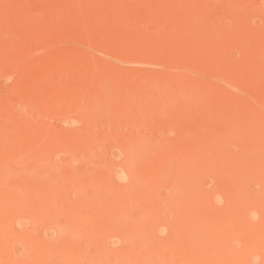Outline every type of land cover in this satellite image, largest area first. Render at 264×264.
Returning a JSON list of instances; mask_svg holds the SVG:
<instances>
[{
    "label": "rangeland",
    "instance_id": "obj_1",
    "mask_svg": "<svg viewBox=\"0 0 264 264\" xmlns=\"http://www.w3.org/2000/svg\"><path fill=\"white\" fill-rule=\"evenodd\" d=\"M0 229V264H264V0H0Z\"/></svg>",
    "mask_w": 264,
    "mask_h": 264
},
{
    "label": "bare ground",
    "instance_id": "obj_2",
    "mask_svg": "<svg viewBox=\"0 0 264 264\" xmlns=\"http://www.w3.org/2000/svg\"><path fill=\"white\" fill-rule=\"evenodd\" d=\"M178 1V0H177ZM180 3V2H179ZM175 4V3H174ZM156 6V5H155ZM158 7H160V5L158 6ZM164 8H165V6H164ZM185 9V8H184ZM161 10V9H160ZM188 10V9H187ZM185 14V13H184ZM159 15H160V13H159ZM176 16V15H175ZM163 17V16H162ZM176 17H178V16H176ZM182 17V16H181ZM171 18V17H170ZM160 19V18H159ZM165 21V20H164ZM185 21V20H184ZM237 22V21H236ZM220 25V24H219ZM178 29H180V28H178ZM175 30V29H174ZM181 31V30H180ZM183 33V32H182ZM202 37V36H201ZM203 37H205L204 35H203ZM214 37V36H213ZM214 41V40H213ZM217 71V70H216ZM221 74V73H220ZM197 85V84H196ZM153 89H155V87H153ZM190 89V88H189ZM185 91V90H184ZM190 92V91H189ZM151 94V93H150ZM155 94V93H154ZM181 94V93H180ZM191 94V93H190ZM184 95H185V93H184ZM163 96V95H162ZM154 97H156V96H154ZM187 98H189V96L187 97ZM189 100V99H188ZM132 101V100H131ZM160 101V100H159ZM158 102V101H157ZM190 104H192V103H190ZM188 105V104H187ZM94 109V108H93ZM140 109V108H139ZM108 110V109H107ZM94 115H95V112H94ZM86 122V121H85ZM84 122V123H85ZM143 122V121H142ZM87 126V125H86ZM85 126V127H86ZM87 128V127H86ZM133 136V135H132ZM131 140H132V137H131ZM135 142V141H134ZM136 142H137V140H136ZM130 144V143H129ZM131 146V145H130ZM129 147V146H128ZM136 147V146H135ZM152 147V146H151ZM129 149V148H128ZM140 150V149H139ZM140 154V153H139ZM142 155V154H141ZM127 160V159H126ZM134 160V159H133ZM137 160V159H136ZM139 163V162H138ZM198 169V168H197ZM193 174H195L194 173V171H193ZM190 175V174H189ZM191 177V176H190ZM193 177V176H192ZM188 178V177H187ZM184 179V178H183ZM192 179V178H191ZM188 180V179H187ZM177 181V180H176ZM183 182H184V180H182ZM193 181V180H192ZM189 182V180L187 181V183ZM194 183V182H193ZM191 185V184H190ZM190 185H189V188H190ZM187 188V187H186ZM192 188V187H191ZM175 189V188H174ZM177 189V188H176ZM186 190H188V189H186ZM191 190V189H190ZM192 191V190H191ZM193 192V191H192ZM196 192V191H195ZM183 193V192H182ZM194 193V192H193ZM179 194V193H178ZM177 193H176V195H178ZM188 193H186V195H187ZM198 194V193H197ZM175 195V196H176ZM183 195V197H184V194H182ZM188 195H191V194H188ZM196 195V194H195ZM173 196H174V194H173ZM173 196H172V198H173ZM174 196V197H175ZM181 197V196H180ZM195 197V196H194ZM176 200H179L180 198H178L177 196H176ZM188 198V197H187ZM186 198V199H187ZM181 200V199H180ZM173 202H175L176 203V205L175 206H177L178 208L181 206V203H179V202H181V201H173ZM184 202H186L185 200H184ZM183 202V203H184ZM189 203H190V201H189ZM171 204V203H170ZM172 204H174V203H172ZM177 204H179L180 206H178ZM174 205H173V207L174 208H176ZM186 206V205H185ZM192 206V205H191ZM196 206V205H195ZM189 207V206H188ZM168 208V207H167ZM173 208V210H172V213H176V211H178V210H176L175 211V209ZM186 209H188V208H186ZM169 210V209H168ZM184 210V209H183ZM170 211V210H169ZM195 211V210H194ZM182 214V213H181ZM197 214V213H196ZM177 215H179V213H177ZM185 215V214H184ZM188 215V214H187ZM198 215V214H197ZM196 215V216H197ZM189 216V215H188ZM193 216H195L194 215V213H193ZM193 216H191V217H193ZM195 216V217H196ZM179 218V217H178ZM180 218H182V217H180ZM186 218H189V217H186ZM123 219V218H122ZM193 219H195V218H193ZM197 219V218H196ZM182 222V221H181ZM122 223H123V221H122ZM175 223H177V222H175ZM195 223V222H194ZM181 224V223H180ZM179 224V225H180ZM178 225V226H179ZM186 225V224H185ZM190 225V224H189ZM181 226V225H180ZM191 226V225H190ZM181 229V228H180ZM190 229H192V227L190 228ZM187 231V230H186ZM191 231V230H190ZM190 231H189V233H190ZM61 232H62V234H66V235H69L70 236V238H72L74 241H80L83 237L81 236V233H80V231H79V229H78V227L75 225V223H64L63 225H62V227H61ZM151 232V231H150ZM5 233H7L4 229H0V234H3V235H5ZM187 233V232H186ZM198 233V232H197ZM191 235V234H190ZM94 236H95V234H94ZM175 236V235H174ZM185 237V236H184ZM193 237V236H192ZM194 237H195V239L197 240V242H198V234H196V235H194ZM89 238V240H93V237H92V235L91 236H89L88 237ZM176 238V237H175ZM180 238V237H179ZM189 239V238H188ZM194 239V241H196ZM33 240V239H32ZM87 240V239H86ZM180 240H182V239H180ZM94 241V240H93ZM179 241V240H178ZM196 242V243H197ZM36 243V240H33V241H31L29 244L31 245V244H35ZM196 243L194 242V244H193V246H195L196 245ZM187 245V244H186ZM197 245H198V243H197ZM197 245H196V247H194V249H193V246H191L192 247V250L190 249V253H188L189 255H188V257L187 258H180L178 261L179 262H181V264H184V263H186V264H198V247H197ZM189 246V245H188ZM163 249H164V245L163 246H161ZM165 247H167L166 245H165ZM158 248V247H157ZM168 248V247H167ZM164 249V250H167V251H170V252H172L173 250H172V248H169V249ZM163 249H162V252H163ZM189 249V248H188ZM187 250V249H186ZM159 251H160V249H159ZM184 251V250H183ZM155 252V251H154ZM189 252V251H188ZM184 254V253H183ZM186 256V255H185ZM90 258V259H89ZM89 260H91V261H93V262H91V264H100L102 261L105 263V264H108V261L106 260V259H103V260H98V258L97 257H95L94 255L93 256H88L87 254H84V257L82 258V261L81 262H83V263H78V264H88V261ZM68 264H76V261H71V259H70V261L68 262ZM109 264H110V262H109ZM158 264H164V262H163V260H158ZM166 264H168V263H166ZM169 264H170V261H169ZM176 264V263H175Z\"/></svg>",
    "mask_w": 264,
    "mask_h": 264
}]
</instances>
